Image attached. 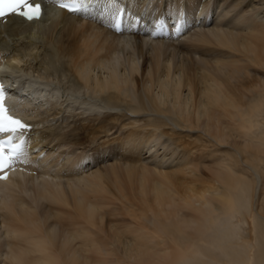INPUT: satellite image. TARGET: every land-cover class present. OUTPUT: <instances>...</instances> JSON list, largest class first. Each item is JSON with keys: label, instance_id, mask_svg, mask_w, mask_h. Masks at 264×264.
Wrapping results in <instances>:
<instances>
[{"label": "bare ground", "instance_id": "bare-ground-1", "mask_svg": "<svg viewBox=\"0 0 264 264\" xmlns=\"http://www.w3.org/2000/svg\"><path fill=\"white\" fill-rule=\"evenodd\" d=\"M56 1L0 21L35 125L0 182V264H264V0ZM28 179L37 205L8 191Z\"/></svg>", "mask_w": 264, "mask_h": 264}, {"label": "snow or ice", "instance_id": "snow-or-ice-1", "mask_svg": "<svg viewBox=\"0 0 264 264\" xmlns=\"http://www.w3.org/2000/svg\"><path fill=\"white\" fill-rule=\"evenodd\" d=\"M60 6L72 12L79 11L76 0H71L70 3H61ZM10 15H16L28 21H33L40 18L42 15V8L35 0H0V19ZM5 100L6 95L4 86L0 84V133L17 132L28 127L19 119L7 114ZM5 143L10 144L11 141H0V173L5 172L6 165L11 167V155H8ZM18 147L19 146H13L12 152H17ZM0 179H7V175H0Z\"/></svg>", "mask_w": 264, "mask_h": 264}, {"label": "rangeland", "instance_id": "rangeland-1", "mask_svg": "<svg viewBox=\"0 0 264 264\" xmlns=\"http://www.w3.org/2000/svg\"><path fill=\"white\" fill-rule=\"evenodd\" d=\"M126 52V51H125ZM122 53V51H120V53H121V55L120 56H123L124 55V57H125V55L127 54V52L126 53ZM127 56V55H126ZM122 58V57H121ZM123 59V58H122ZM145 59V58H144ZM124 60V59H123ZM124 108H126V107H122V110L123 111H120L121 110V108H120V110L118 111L119 112V115L120 114H122V115H124V116H126V114L128 115V114H130L129 113V111H127L126 109H124ZM88 114H91V113H88ZM108 114L107 113H105V112H103V113H101V116L100 117H97V119H101V118H103L104 116H107ZM126 117H128V116H126ZM96 123V122H95ZM208 138H206V137H203V141L205 142L206 140H207ZM84 144H86L85 142H84ZM195 145H202L201 144V142L200 141H197V143L195 144ZM110 148L107 150V155L108 156H110V159L112 158L111 156H112V153H110ZM93 153H91V155H92ZM99 154V153H98ZM95 155H97V154H94L93 156H92V158L95 156ZM101 160L102 159H100L98 162H101ZM181 160V159H180ZM175 163L177 164L178 163V159L175 161ZM94 165V164H93ZM262 168V170H264L263 168H264V166L262 165L261 166ZM201 170H205L204 168H201ZM205 174H207V172L205 173ZM251 174V177H252V179H255V176H256V174L255 173H250ZM202 176L204 177V174H202ZM27 181H28V183H27ZM26 181V189L25 188H22V186L24 185L25 186V184H23L22 186L20 185V187H17L16 186V184H17V182L16 181H14L13 183H11V184H13V185H11V186H9L8 185V187H9V192L10 193H12V194H15V195H17V197H19V198H21L22 200H24L27 204H31V205H33L34 204V201H35V204L37 205L38 203H36V199H37V197H34L33 195H31L33 192V189L34 188H32L31 187V185H32V183H31V181H29V179ZM35 180H33V182H34ZM123 181H124V179H123ZM259 181V184H258V187H257V190H256V192H255V204H256V207H258V208H260V203H261V200H262V198H263V195H264V184H262L263 182H264V179L262 178V177H260V179L258 180ZM30 183H31V185H30ZM110 183V182H109ZM107 184V186H108V188H109V190L111 191V192H113L112 191V189L114 190V188H113V185L111 184ZM14 184H15V186H14ZM28 185H30V186H28ZM19 186V185H18ZM27 186H28V188H27ZM33 186V185H32ZM110 186H112V187H110ZM7 187V188H8ZM111 188V189H110ZM17 191V192H16ZM11 194V195H12ZM30 194V195H29ZM1 197H2V195L0 194V202H1ZM28 198V199H27ZM28 201H27V200ZM49 205V204H48ZM48 205L46 204V205H40L41 207H39V212H40V214H42L43 213V209L45 208V206H46V208H49L48 207ZM44 206V208H42ZM50 206V205H49ZM50 207H52V206H50ZM54 207V206H53ZM52 207V208H53ZM42 212V213H41ZM126 217V220L125 221H127V216H125ZM2 220H3V218H2V216H1V212H0V231H3V229H2Z\"/></svg>", "mask_w": 264, "mask_h": 264}]
</instances>
